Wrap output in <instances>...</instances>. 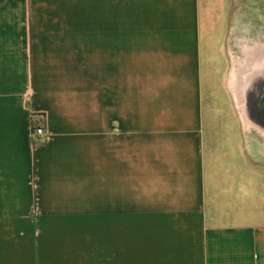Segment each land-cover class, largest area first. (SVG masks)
Here are the masks:
<instances>
[{"label":"crops","instance_id":"obj_1","mask_svg":"<svg viewBox=\"0 0 264 264\" xmlns=\"http://www.w3.org/2000/svg\"><path fill=\"white\" fill-rule=\"evenodd\" d=\"M235 19L264 43V0H0V264H264Z\"/></svg>","mask_w":264,"mask_h":264},{"label":"bare ground","instance_id":"obj_2","mask_svg":"<svg viewBox=\"0 0 264 264\" xmlns=\"http://www.w3.org/2000/svg\"><path fill=\"white\" fill-rule=\"evenodd\" d=\"M262 45L263 44H257L256 46H253V48L242 49L243 59L242 62L238 64V71L236 74V82L239 89L242 87V90L237 96L242 99V103L245 102L247 104H251L253 102L249 97L252 96L256 99L258 98V95H260V98L263 97L262 101H264V46ZM247 77L248 79L245 81ZM243 86H246L248 89H254L256 94L251 95L246 92L243 89ZM231 91L233 96L236 98V94L232 86ZM255 114L256 116H264L263 110H257Z\"/></svg>","mask_w":264,"mask_h":264},{"label":"rangeland","instance_id":"obj_3","mask_svg":"<svg viewBox=\"0 0 264 264\" xmlns=\"http://www.w3.org/2000/svg\"><path fill=\"white\" fill-rule=\"evenodd\" d=\"M234 27H237L236 29L233 30L232 34L229 35V38L225 42V57H226V66H225V71H224V84L230 94L231 99L235 100L239 94V86L236 82L237 79V71H238V64L242 62L243 56L242 54V49L247 48H253V46H256L257 44H263V42H251V41H246L244 36L241 35L239 29V23H236V19L234 21ZM234 88L236 98L232 96L231 94V89L230 87ZM231 91V92H230ZM234 104V102H233ZM242 110V112H245L244 106L238 107L236 106V111L239 112L238 110ZM243 112V113H244ZM254 109L252 107H248V114H253ZM259 124L255 123L253 121L248 120V122L244 123V128L245 130H249L250 132H255V131H261V127L259 128ZM264 125V124H263ZM251 134V133H250Z\"/></svg>","mask_w":264,"mask_h":264},{"label":"flooded vegetation","instance_id":"obj_4","mask_svg":"<svg viewBox=\"0 0 264 264\" xmlns=\"http://www.w3.org/2000/svg\"><path fill=\"white\" fill-rule=\"evenodd\" d=\"M247 79H248V77L245 79V81ZM260 84H261V82H260ZM243 89L246 92L250 93L251 95H255L256 94L254 92V89H248V88H246V86H243ZM249 98L251 99V101L253 103L247 104V103L243 102V104H242V106H244V108H245V112L247 114L248 120H251V121H253L255 123L259 122V124H264V116H256V114H255L257 110H263V115H264V101H262L263 97L260 98V95H258V98H256V99H255V97H252V96H250ZM248 107H252L254 109V113L253 114H248Z\"/></svg>","mask_w":264,"mask_h":264},{"label":"built area","instance_id":"obj_5","mask_svg":"<svg viewBox=\"0 0 264 264\" xmlns=\"http://www.w3.org/2000/svg\"><path fill=\"white\" fill-rule=\"evenodd\" d=\"M44 120L42 125L32 126L30 127V136L32 140L36 141L39 140L44 135Z\"/></svg>","mask_w":264,"mask_h":264}]
</instances>
